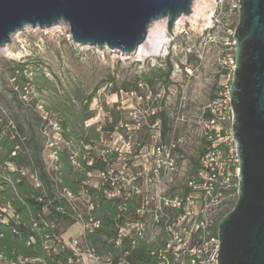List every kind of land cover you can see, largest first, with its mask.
Listing matches in <instances>:
<instances>
[{"label":"rangeland","instance_id":"1","mask_svg":"<svg viewBox=\"0 0 264 264\" xmlns=\"http://www.w3.org/2000/svg\"><path fill=\"white\" fill-rule=\"evenodd\" d=\"M233 4L231 0H222L221 5L218 0L197 1L190 10L191 17L176 24L174 21L172 34L167 32L160 49L143 56L77 45L63 22L44 28L26 26L16 31L6 43L7 48L0 49V127L11 132L17 122L24 134L33 132L34 143L43 146V156L51 166L55 160L53 147L63 143L58 125L60 115L49 113L42 104L76 116L81 107L77 99L92 95L88 109L92 117L85 122L101 130V140L94 147L113 160L110 174L116 178L139 177L137 185L154 198L159 191L166 197L179 195L194 176L190 158L198 159L200 147L208 140L202 129L206 107L210 105L216 112L226 110L222 99L231 79L232 34L238 21V10ZM167 55L173 64L168 82L161 79L152 88L138 79L137 91L123 89L131 88L134 76L140 72L153 66L163 68ZM21 62L28 66L26 76L35 77L25 84L23 94H13L19 88L14 87L10 69ZM153 103L166 109L171 130L165 139L159 137V120L151 122L149 111ZM105 106L119 112L120 119L113 131L103 128L108 116ZM222 126L229 128L230 120ZM159 145L169 150L170 161L159 152L151 154V149ZM158 165V176L151 174ZM3 171L0 167L1 174ZM97 181V175L87 176L89 184ZM198 192V187L192 188L187 210L198 212L205 207L207 218L214 225L236 200V191L227 199L212 201L199 200ZM76 204L79 211L85 210L82 199H77ZM70 226L57 225L60 238L66 244L76 239L79 264H90L81 243L82 228L77 221L68 231ZM151 234L156 238L159 229L154 227Z\"/></svg>","mask_w":264,"mask_h":264},{"label":"trees","instance_id":"2","mask_svg":"<svg viewBox=\"0 0 264 264\" xmlns=\"http://www.w3.org/2000/svg\"><path fill=\"white\" fill-rule=\"evenodd\" d=\"M163 63V68L153 66L140 72L134 76L131 88L123 86V89L137 91L138 79L152 88L161 79L168 82L173 69L168 55ZM26 71L28 66L24 62L11 67L14 87L19 88L13 94H23L25 84L35 77L26 76ZM91 99L92 95L77 99L81 107L76 116L42 104L49 113L60 115L58 125L63 143L53 147L55 160L51 166L43 156V146L34 143L33 132L24 134L17 122L11 132H4L0 127V167L4 170L0 173V261L3 264H79L78 244H66L60 238L57 225L70 226L78 220L91 219L97 220L98 226L82 231L81 243L85 251L98 257L97 264H188L187 256L175 258L169 251L164 252V259L159 258L167 237L161 221L159 234L152 240L133 229L130 235L118 237L119 227L137 218L141 195L131 193L126 199L108 198L105 191L111 188L109 179H99L97 185L87 182V176L107 172L113 161L109 154L98 153L94 147L101 140V130L85 122L92 117L88 110ZM152 108L155 111L151 122L159 120V137L165 139L171 130L166 109L156 103ZM104 109L108 116L103 128L113 131L120 119L119 112L107 106ZM210 116L206 111V117ZM209 144L205 139L199 158ZM199 158H190L195 182L199 181L196 177L201 168ZM191 191L192 187L185 184L179 196L184 200ZM77 199H82L85 210L79 211ZM154 206L152 202L151 207ZM162 209L174 216L182 211V206L176 209L162 205ZM216 228L217 224L212 229L214 235Z\"/></svg>","mask_w":264,"mask_h":264},{"label":"water","instance_id":"3","mask_svg":"<svg viewBox=\"0 0 264 264\" xmlns=\"http://www.w3.org/2000/svg\"><path fill=\"white\" fill-rule=\"evenodd\" d=\"M194 0H0V46L25 26L67 24L77 45L132 54L149 25L190 13ZM228 87L238 159L236 200L218 221L216 264H264V0H239Z\"/></svg>","mask_w":264,"mask_h":264},{"label":"built area","instance_id":"4","mask_svg":"<svg viewBox=\"0 0 264 264\" xmlns=\"http://www.w3.org/2000/svg\"><path fill=\"white\" fill-rule=\"evenodd\" d=\"M218 1L221 5L222 0ZM231 1L234 2L233 8L238 10L239 0ZM230 33L232 34V32ZM232 60L231 68H233ZM215 99L219 101V98ZM222 102L225 104L224 109L226 110L224 112H216L210 105L206 107V111H209L211 116L204 120L202 129L204 130V134L207 135L210 144L205 153L199 158L201 168L196 173L199 181L195 182L194 177H192L187 182L192 188L198 187L199 200L202 198H209L211 201L213 199H227L234 194L238 183V159L235 142L231 135L230 126L227 129H224L222 126V123L226 120H231L228 94L224 95ZM154 111L155 109L151 108L149 111L150 115ZM154 151L159 152L165 160H171L169 158V150H166L164 146L159 145L156 148H152V155ZM168 164L170 165V169H172V163L168 162ZM159 168L160 165L154 168L151 174L154 173L158 176ZM97 177L98 180H110L111 188L105 191L108 198L121 196L123 199H126L131 193L141 195L140 206L136 209L137 218L132 221H127L123 226L119 227L118 237L130 235V231L133 229L137 234H143L149 240H152L151 230L154 227L158 228L159 222L161 221V226L167 237L165 249L158 253L160 259H164V252L169 251L175 258L187 256L188 264H216L215 255L217 254L219 245L217 235L212 233L215 225L212 220L207 218L205 207L199 209L198 212L187 210L186 204L191 197L190 195L186 196L183 200L179 195L166 197L159 191L160 194H157L156 198H154L153 195L149 194L148 190H142L137 185V179L139 177L133 176L126 178L119 176L116 178L110 174L109 169L107 172H99ZM97 184L98 181L93 185ZM126 188L127 191H124L123 189ZM154 200L156 202H154L155 206L152 208L151 203ZM162 205L176 209L182 206V211L172 216L162 209ZM77 222L82 228V231L98 226L97 220H78ZM70 243L72 246L78 244L76 239H71ZM88 257L90 264L98 263V257L91 251H88Z\"/></svg>","mask_w":264,"mask_h":264},{"label":"bare ground","instance_id":"5","mask_svg":"<svg viewBox=\"0 0 264 264\" xmlns=\"http://www.w3.org/2000/svg\"><path fill=\"white\" fill-rule=\"evenodd\" d=\"M197 1H199V0H194L192 2L191 9H193L192 6L194 7V4ZM188 17H191V16L189 14L180 15L179 17L176 18L175 24L180 19L188 18ZM166 27H167V19L166 18H161V19L153 21L147 29V33H146V37H145L144 41L138 46V48L136 49L134 54H137L139 56H143V55L148 54L151 51H158L166 40V37H167ZM6 48H7L6 44L0 46V49L5 50Z\"/></svg>","mask_w":264,"mask_h":264},{"label":"crops","instance_id":"6","mask_svg":"<svg viewBox=\"0 0 264 264\" xmlns=\"http://www.w3.org/2000/svg\"><path fill=\"white\" fill-rule=\"evenodd\" d=\"M73 226H74V224H73V225H71V226L69 227L68 231H71L70 229H71V227H73Z\"/></svg>","mask_w":264,"mask_h":264}]
</instances>
